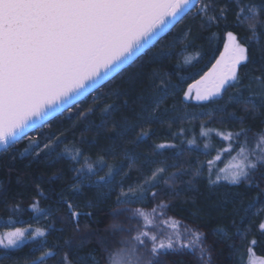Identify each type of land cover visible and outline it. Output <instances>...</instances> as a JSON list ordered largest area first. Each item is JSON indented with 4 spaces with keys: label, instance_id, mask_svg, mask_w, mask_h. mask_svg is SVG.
Instances as JSON below:
<instances>
[{
    "label": "snow or ice",
    "instance_id": "6c2138e0",
    "mask_svg": "<svg viewBox=\"0 0 264 264\" xmlns=\"http://www.w3.org/2000/svg\"><path fill=\"white\" fill-rule=\"evenodd\" d=\"M189 15L191 18L186 26L187 30L182 29L183 36L176 37L182 41L183 50L186 51L199 38L193 36L188 40L190 25L197 20L201 28L213 25L222 27L224 43L223 50L212 67L200 79L187 85L181 103L188 100L214 103L217 99H222L229 88H236L238 91L229 96V104L251 105L254 113L264 108V71L259 75L251 72L240 75L242 67L247 68L249 64L255 63L253 43L260 46L264 53V46H261V37H264V0H259V3L253 0H0V151H8L28 137L30 131L43 127L55 116H62L65 110L71 112L72 107L82 98L134 65L165 33L170 32ZM240 32L244 35L241 36ZM208 39L211 40V35ZM168 47L171 49L172 45ZM172 55L171 50L160 54L162 58H170ZM193 59L195 57H187L185 63H190ZM259 59L264 61V54ZM176 66H180L179 61ZM259 67L264 69V63ZM182 79L178 78L173 83L170 79L161 77L159 85H150L158 89L159 98H150L148 104L143 105L141 111L135 114L134 122L125 117L122 124L114 123L112 127L116 130V135L122 139L138 127L140 131L136 133L133 143L145 141L150 133L144 126L164 122L161 117L168 115L169 110L164 109L160 114L157 110L169 95L179 93ZM245 80L248 81L247 84L244 83ZM245 92L248 93L247 96L244 95ZM127 103L125 100V106ZM196 106L205 108L204 104ZM228 106H218L215 111L226 113L228 120L243 125L247 116L228 113ZM115 109V104L103 108L104 121L100 127L106 126ZM88 111L92 112L94 109L89 108ZM211 115V110H204L193 113L191 118ZM250 130L242 126L235 132L216 131V134L230 144L241 137H245L246 143ZM213 131L215 130L202 124L200 135L210 137ZM185 132L182 128L179 134L184 135ZM258 135L259 141L254 149L248 150L244 144L241 145L238 162L229 171L224 173L222 169L215 174V179L212 172H209V185L227 181L229 185L244 184L250 190L254 180H264V171H261L264 169V129ZM46 139V157H53L55 154V159L67 157L80 163L79 158L84 155L81 149L66 147L62 152L56 153V148L63 140L54 132H50ZM195 143V140L188 141L189 145ZM207 147L208 144H205V148ZM35 148H39V141L29 138V143L21 154H31ZM156 148H175V145L161 143ZM107 154L114 155L111 152ZM125 159L131 168L137 157L126 153ZM89 160V157H85L81 167L73 169L77 173L71 185L73 192L80 193L82 186L87 183L97 189L107 188V192L101 193V197L107 198L114 189L119 188L115 200L117 205L145 201L149 197L148 190L158 187L160 174L167 170L157 167L152 171L151 177L145 178L135 188L129 186L125 191L123 180L127 173H124L119 182L114 183L115 178L123 171V163L108 164L107 172L98 175L105 165L104 155H99L94 162L98 165L97 168ZM184 174L182 172L178 175ZM199 174L198 170L195 175ZM178 175L173 174V177L178 178ZM255 187L259 188L260 185L257 183ZM159 194L158 191H151L150 196L155 199ZM174 194L180 193L177 191ZM37 196L42 197L43 193L38 190ZM258 202H264V189L249 201L246 210L250 211ZM64 204L66 214L76 224V231H79L81 216L91 218L93 215L91 211H79L80 206L71 199H65ZM85 206L95 208L96 203L89 201ZM29 207L37 221L40 217L47 218L50 212V209L39 207V200L36 199ZM167 208L168 205L163 201L157 204L152 209V219L157 214L163 215ZM11 211L21 212L23 209L19 204H14ZM127 211L130 210L121 208L114 210L111 215L117 217ZM131 211L132 215L127 219L141 218L145 222L143 228L136 229L135 234H131L133 229L129 228V240L120 241V246L112 251L106 246L107 242L101 239V251L104 255L98 256L96 248L86 250L87 240H81L73 247L72 240L68 239L63 244L68 250L57 259L62 249L55 245L48 246L46 233L56 230L54 224H48L46 228L15 227L0 232V262L13 259L14 251L32 241L35 252H39V255L35 256L33 252L35 258L28 261V264H47L49 259H56V264H100V259H106L107 264H165L169 257L176 254H193L197 257L198 264H212L211 248L203 244L202 233L189 228L181 232L180 222H176L172 234L161 236L149 230L152 224L149 214L142 209ZM256 227L264 235V219ZM111 228L125 231L115 223ZM220 233H223V229L213 230V235ZM256 244V239L249 242L247 252L250 257ZM230 248L235 249V246L230 245ZM249 264H264V260L250 259Z\"/></svg>",
    "mask_w": 264,
    "mask_h": 264
},
{
    "label": "trees",
    "instance_id": "16d2710c",
    "mask_svg": "<svg viewBox=\"0 0 264 264\" xmlns=\"http://www.w3.org/2000/svg\"><path fill=\"white\" fill-rule=\"evenodd\" d=\"M253 2L259 3V0H253ZM188 17H185L181 23ZM231 19L230 12L229 21ZM181 23L162 37L154 47L148 49L134 65L74 105L71 112L66 110L62 116L55 117L48 124L31 132L28 137L13 145L8 151H0V232L15 227L46 228L48 224H54L56 230L46 233V240L48 246L55 245L62 249L57 259L68 250L63 247L64 241L68 239L72 240L73 247L81 240H87L86 250L96 248L97 255L101 256L104 255L101 251L103 247L100 243L101 239L107 242L106 246L109 251H112L120 246V241L129 240L127 231L129 228L133 229L131 234H135L136 229L143 228L145 222L141 218L127 219L132 215L131 210L142 209L152 219V209L163 201L168 208L163 215L157 214L152 219L150 231L161 236L170 235L176 222H180L181 232H184L185 228L197 230L203 234V244L211 248L212 264H249L250 259L264 260V235L256 227L260 220L264 219V202L256 203L250 211L246 210L249 201L261 189H264V180H254L253 187L249 190L244 184L229 185L227 181L209 185L207 179L210 171L213 179L222 169L224 173L229 171L238 162L242 144L248 150L256 147L259 141L258 134L261 129H264V123H262L264 108L254 113L251 105L228 104V113L234 112L236 116H247L243 125L228 120L227 114L219 111H214L211 116L191 120L176 122L163 120V123L147 124L144 127L150 135L139 144L133 141L140 128L137 127L121 139L112 127L114 123L122 124L125 117L130 122H134L135 114L141 111L143 105L148 104L150 98H159L158 89L150 85L153 83L159 85L161 77L170 79L173 83L178 78H183L180 94H176L179 97L187 90V85L204 74L219 57L223 50L224 29L217 28L215 25L210 28H201L197 20L195 24L190 25L191 34L188 40H191L193 36L199 38L191 47H188L186 51L183 50V44L180 41L171 50L173 55L170 58L155 59L156 47L159 44L169 43L171 35ZM209 35H211L210 41ZM240 35L243 36L244 33L240 32ZM261 46H264V37H261ZM252 49L255 63L249 64L247 68L242 67L241 76L248 72L259 75L261 71H264L259 67L261 63H264L259 59L264 53L255 43L252 44ZM187 57H195V59L185 63ZM177 61H179V67L176 66ZM244 83L247 84V80ZM234 89L236 88H229L223 98L214 103L218 101L217 104H223L225 97ZM95 97L99 99L94 100ZM125 100L128 102L126 106ZM171 100L173 98L166 99L164 105ZM214 103L199 104H204L205 108H208L215 106ZM112 104L116 105V109L107 120L106 126L100 127L104 121L103 108ZM196 105L198 104H191L190 107L205 109ZM246 107L247 111H245ZM89 108H93L94 111L89 112ZM202 124L206 128L215 130L210 137L200 135ZM242 126L251 129L247 133L246 143L245 137H241L240 140L230 144L221 135L216 134V131L235 132ZM182 128L186 130L184 135L179 134ZM50 132H54L63 140V143L56 148V153L62 152L66 147L79 148L83 151L84 155L79 158L80 163L67 157L55 159V154L53 157L45 156L47 149L44 145L48 143L46 137ZM29 138L39 141V148L33 149L31 154L22 155L21 153L29 143ZM189 140H195L196 143L189 145ZM161 143L173 144L175 148L157 149L156 145ZM205 144H208L207 148ZM109 152L114 155L107 154ZM126 153L137 157L131 168L128 167V161L125 159ZM101 154L104 155L105 165L98 175H104L107 172L108 164L123 163V171L115 178L114 183L119 182L124 173H127L123 180L125 191L129 186L135 188L145 178L151 177L152 171L157 167H164L167 170L160 174L158 187L149 189V197L141 203L117 205L115 200L120 191L119 188L114 189L107 198L101 197V193L108 191L107 188L97 189L87 183L82 186L80 193L73 192L71 185L77 175L73 169L81 167L85 157H89V162L97 168L98 165L94 162ZM198 170L200 174L195 175ZM182 172L185 174L178 175ZM173 174H177L178 178H174ZM97 178L92 177V179ZM257 183L260 185L259 188L255 187ZM38 190L43 193L42 197L37 196ZM151 191H158L160 194L152 199ZM177 191L179 195L174 194ZM34 199L39 200V207L50 209L47 218L40 217L39 221L33 218L35 214L29 205ZM65 199H71L74 204L79 205V211L93 213L91 218L80 217L79 231L75 230L76 224L66 214ZM89 201L95 202L96 207H86ZM14 204H19L23 211H11ZM121 208H128L130 211L117 217L111 215L114 210ZM114 223L123 227L125 231L112 229L111 225ZM218 229H223V233L213 235V230ZM238 229L239 233H237ZM252 239H256L257 244L253 246V255L250 257L247 249ZM230 245H234L235 249H231ZM33 252H35V244L30 241L12 253L13 259L2 261L0 264H28V261L39 255V252H35L33 256ZM47 264H56V259H49ZM100 264H107L106 259H100ZM165 264H198V262L193 254H176L169 257Z\"/></svg>",
    "mask_w": 264,
    "mask_h": 264
},
{
    "label": "rangeland",
    "instance_id": "374dc122",
    "mask_svg": "<svg viewBox=\"0 0 264 264\" xmlns=\"http://www.w3.org/2000/svg\"><path fill=\"white\" fill-rule=\"evenodd\" d=\"M191 18V15L183 22L181 23L177 28L176 30L174 31V33L171 35V39H170V42L169 43H164V44H159L156 49L157 51L155 52L154 54V57L155 59H157L158 57L160 58V54L162 52H168L170 50L173 49V47L179 43L181 40L176 38V37H182L183 36V32H182V29L183 30H187L186 29V26L189 25V20ZM169 45H172L171 49L168 47ZM212 67V66H211ZM210 67V68H211ZM209 68V69H210ZM208 69V70H209ZM207 70V71H208ZM206 71V72H207ZM204 74H202L201 76H203ZM200 76V77H201ZM200 77L198 79H200ZM197 79V80H198ZM195 82V81H194ZM193 82V83H194ZM248 83V81H247ZM238 91V89H234L233 91L229 92L228 95L225 97L224 99V103L223 104H217L218 101L216 103H214L213 105L215 106H210L208 108H205V109H194L192 107H190L191 104H199V103H207V102H197L195 100H188V101H184L183 103H181V100L183 98V94L182 95H178L179 97L176 96V94L174 95H169L167 97L168 98H173V100L171 101H168V103L166 105H164V102L160 105V108L157 110V113L160 114V113H163L164 112V109H168L169 110V114L168 115H164L161 117L162 120H168V121H171V122H176L178 120H191V115L193 113H197V112H201V111H204V110H211L212 113L215 111V109H217L218 106H221V105H228L229 104V96ZM180 94V91L179 93ZM245 96L248 95L247 92H245L244 94ZM166 100V99H165ZM164 100V101H165ZM218 100V99H217ZM173 109H176V111H172ZM185 114H187V117L185 116ZM172 117H175V119H172ZM204 116H200L199 118H202Z\"/></svg>",
    "mask_w": 264,
    "mask_h": 264
},
{
    "label": "water",
    "instance_id": "95a60500",
    "mask_svg": "<svg viewBox=\"0 0 264 264\" xmlns=\"http://www.w3.org/2000/svg\"><path fill=\"white\" fill-rule=\"evenodd\" d=\"M167 33H169V32H167ZM167 33H165L162 37H164ZM162 37H161V38H162ZM161 38H160V39H161ZM160 39H159V40H160ZM150 48H151V47H150ZM150 48H149V49H150ZM107 82H108V81L104 82L101 86H103V85L106 84ZM101 86H100V87H101ZM100 87H99V88H100ZM97 89H98V88H97ZM97 89H96V90H97ZM96 90H95V91H96ZM95 91H93V92H95ZM93 92H92V93H93ZM92 93H90V94H92ZM90 94H88L86 97H88ZM86 97L82 98L80 101L84 100ZM80 101H79V102H80ZM65 111H66V110H65ZM65 111H64V112H65ZM55 117H57V116H55ZM55 117H53L52 119H54ZM52 119H51V120H52ZM51 120H50V121H51ZM39 128H41V127H39ZM37 129H38V128H36L35 130H37ZM35 130H34V131H35ZM31 132H33V131H30L28 134H30Z\"/></svg>",
    "mask_w": 264,
    "mask_h": 264
}]
</instances>
